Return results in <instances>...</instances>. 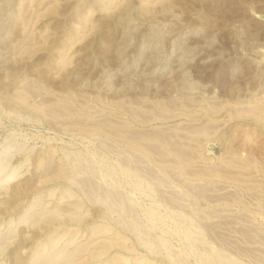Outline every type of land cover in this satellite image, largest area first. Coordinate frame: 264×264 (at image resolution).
I'll return each mask as SVG.
<instances>
[{
  "label": "rangeland",
  "instance_id": "rangeland-1",
  "mask_svg": "<svg viewBox=\"0 0 264 264\" xmlns=\"http://www.w3.org/2000/svg\"><path fill=\"white\" fill-rule=\"evenodd\" d=\"M0 264H264V0H0Z\"/></svg>",
  "mask_w": 264,
  "mask_h": 264
}]
</instances>
